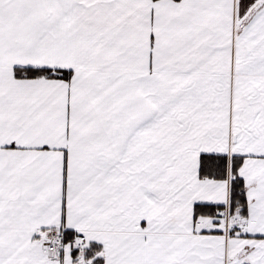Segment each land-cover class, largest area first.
<instances>
[{
  "label": "snow or ice",
  "instance_id": "obj_1",
  "mask_svg": "<svg viewBox=\"0 0 264 264\" xmlns=\"http://www.w3.org/2000/svg\"><path fill=\"white\" fill-rule=\"evenodd\" d=\"M0 264H264V0H0Z\"/></svg>",
  "mask_w": 264,
  "mask_h": 264
}]
</instances>
